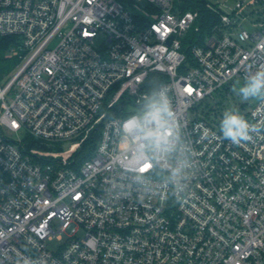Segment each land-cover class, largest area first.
Masks as SVG:
<instances>
[{"label":"built area","instance_id":"1","mask_svg":"<svg viewBox=\"0 0 264 264\" xmlns=\"http://www.w3.org/2000/svg\"><path fill=\"white\" fill-rule=\"evenodd\" d=\"M206 7L219 22L186 41L197 15L173 0H0V38L20 52L0 83V264H264V101L244 115L262 131L239 145L195 116L264 65V19L249 21L264 0ZM152 79L195 163L179 200L116 158L117 118Z\"/></svg>","mask_w":264,"mask_h":264},{"label":"clouds","instance_id":"2","mask_svg":"<svg viewBox=\"0 0 264 264\" xmlns=\"http://www.w3.org/2000/svg\"><path fill=\"white\" fill-rule=\"evenodd\" d=\"M238 95L244 101H264V65L246 71ZM117 128L116 158L126 163L122 170L133 173L138 179L145 178L146 173L157 172L162 184L170 186L167 199L179 200L186 193L195 163L169 87L156 79L148 81L134 110L117 118ZM260 131L262 129L251 124L238 111L230 109L223 114L219 134L212 135L239 145Z\"/></svg>","mask_w":264,"mask_h":264},{"label":"rangeland","instance_id":"3","mask_svg":"<svg viewBox=\"0 0 264 264\" xmlns=\"http://www.w3.org/2000/svg\"><path fill=\"white\" fill-rule=\"evenodd\" d=\"M206 3L214 6L215 8H219L222 11H229L230 8L235 6V3L239 0H203ZM259 9V7H258ZM257 9V10H258ZM263 17L264 19V10H260L256 15L254 13L251 14L249 21H255L257 18ZM248 30H253L250 24L245 23V27ZM198 38V33L196 29L190 30L184 40L193 41ZM8 45V47L4 48L0 52V83L4 84V82L10 80V78L14 75L16 71V67L19 64V59L14 55L15 52L20 53L19 49L16 46L15 39ZM18 42L21 39L17 40ZM15 51V52H14ZM243 84L241 80H235L234 82H229L224 86L219 92L213 94L212 98L207 99L204 103L199 104L195 110V116L206 118L210 122H215L216 125L220 124V121L223 118V114L226 110H236L240 115H247L255 106L259 100L249 99L248 101H244L238 95V88ZM18 141L20 143H24L27 147H30L33 143L32 139H26L24 135L19 136ZM75 142V139L64 140L59 143H52L50 147H52V151H67L70 149L71 145Z\"/></svg>","mask_w":264,"mask_h":264},{"label":"trees","instance_id":"4","mask_svg":"<svg viewBox=\"0 0 264 264\" xmlns=\"http://www.w3.org/2000/svg\"><path fill=\"white\" fill-rule=\"evenodd\" d=\"M183 12L191 11L197 15L196 26L201 37L209 34L219 17L206 7L203 0H173ZM13 38H0V52L13 41Z\"/></svg>","mask_w":264,"mask_h":264}]
</instances>
